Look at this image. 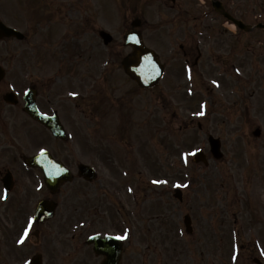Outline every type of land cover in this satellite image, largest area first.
I'll return each mask as SVG.
<instances>
[{
    "label": "rangeland",
    "instance_id": "1",
    "mask_svg": "<svg viewBox=\"0 0 264 264\" xmlns=\"http://www.w3.org/2000/svg\"><path fill=\"white\" fill-rule=\"evenodd\" d=\"M197 1L167 0L156 6V0H0L4 23L23 32L50 33L52 43L60 36L52 70L36 64L37 50L28 41L15 39L0 41V65L8 80L15 77L20 84L28 71L34 73L44 107L56 106L55 95L63 93L58 110L69 124L68 140L56 141L37 124L28 123L21 107L1 101L0 144L9 143L12 149L0 151V159L13 157L16 150L33 153L44 147L69 164L66 154L107 175L102 207L95 200L98 195L82 184L86 194L80 196V209L98 207L105 218L100 221L103 227L122 218L128 223L133 264H191V256L227 264L236 251L230 243L233 229H245L242 236L256 237L264 250V29L244 33L223 19H190L186 11L197 14ZM223 1L246 23H264V0ZM138 16L145 21L140 29L146 45L167 54L171 67L153 92L133 91L134 83L121 67L130 51L124 35ZM56 21L52 30L49 22ZM99 29L113 35L111 48L95 34ZM200 33L203 55L197 65L192 40L185 41L193 70L188 77L177 44L186 34L199 38ZM47 64L51 67L50 61ZM11 123L12 129L3 127ZM256 127L262 129L259 137L253 135ZM210 134L221 140L218 159L209 151ZM199 148L208 155V166L192 162ZM33 176L27 173L30 180ZM176 186L183 189L181 202L173 197ZM186 213L193 220V237L185 232ZM95 227L101 229L98 223ZM247 250L241 248V259L243 254L249 257ZM252 251L263 254L255 246ZM137 253L144 254L143 263H136ZM246 258L243 264L249 262Z\"/></svg>",
    "mask_w": 264,
    "mask_h": 264
},
{
    "label": "flooded vegetation",
    "instance_id": "2",
    "mask_svg": "<svg viewBox=\"0 0 264 264\" xmlns=\"http://www.w3.org/2000/svg\"><path fill=\"white\" fill-rule=\"evenodd\" d=\"M8 162H12V159H9ZM8 170L7 168H5V172ZM10 172V179L12 182L11 192L9 194H0V234L2 235L4 242L6 239H9V242H11L14 236H16L19 241L21 237L25 236V230L27 226L28 230L31 229V224L28 221V214L30 207L29 199L33 192L31 191V189L28 190L27 182L25 181L24 177H22L21 175V177H18L14 174V172ZM24 172V175H26L27 173L30 176L34 175L33 170H25ZM0 179L1 188L3 186V180L1 176ZM21 180L24 182V185L19 186L16 190L18 182ZM33 180L35 181V183L38 182L36 177H33ZM33 180H30V182H32ZM35 186L36 184H31L32 188ZM76 188L78 189L79 187L77 186ZM46 196H48V193ZM42 223L46 224L45 222ZM43 224L35 223V230L37 232L39 230H44L45 227ZM69 225L70 219L65 217L63 219V223L61 221V224L58 225L57 230L51 229V231L48 232L49 234L54 235L58 238V241H56L57 245L55 252H53L54 249L51 251L49 250L50 245L47 244L48 241H40V250L43 254H45V256L41 254L42 260L44 261V259H47L46 264H96L97 262H90L85 255H82V253L90 254L91 252L90 250L82 247L79 235L77 233H73L69 240H64L63 236ZM30 233H32V230L30 231ZM18 247L19 249L14 250L13 254L18 255V257L25 255L26 253H23L20 250V248L23 247ZM8 248L9 245L7 249ZM7 249H4L0 252H3L4 257L9 256V252L7 251ZM98 257L100 264L103 257ZM119 264H128L127 259L124 257V252H122V258Z\"/></svg>",
    "mask_w": 264,
    "mask_h": 264
},
{
    "label": "water",
    "instance_id": "3",
    "mask_svg": "<svg viewBox=\"0 0 264 264\" xmlns=\"http://www.w3.org/2000/svg\"><path fill=\"white\" fill-rule=\"evenodd\" d=\"M240 26H242L241 22H237ZM19 35V33L13 29L7 28L4 25L0 24V38L3 36H10V35ZM21 37V36H20ZM135 52H134V59L133 60H126L124 62V66L126 71L134 78H136L141 85L143 86H152L158 80V70L155 62V55H153L148 49H146L142 44L141 40L138 38L135 43ZM148 56H152L150 58ZM144 63L141 67L139 64ZM2 76V72L0 70V77ZM62 133V130H59ZM258 132V131H256ZM212 150L218 156L219 154V142L212 141ZM203 157L201 153L197 156ZM180 196V193L178 192Z\"/></svg>",
    "mask_w": 264,
    "mask_h": 264
},
{
    "label": "snow or ice",
    "instance_id": "4",
    "mask_svg": "<svg viewBox=\"0 0 264 264\" xmlns=\"http://www.w3.org/2000/svg\"><path fill=\"white\" fill-rule=\"evenodd\" d=\"M133 38H135V37H133ZM73 95H75V93H73ZM157 183H159V181H157ZM27 235V230L25 231V236ZM118 239H125L126 237H124V236H120V237H117ZM23 241H24V238L22 237L21 239H20V243H23Z\"/></svg>",
    "mask_w": 264,
    "mask_h": 264
}]
</instances>
